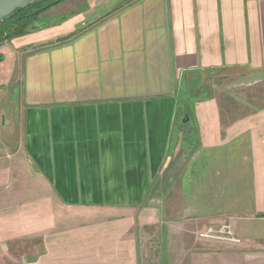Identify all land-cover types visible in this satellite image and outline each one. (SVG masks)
Wrapping results in <instances>:
<instances>
[{
	"label": "crops",
	"instance_id": "obj_1",
	"mask_svg": "<svg viewBox=\"0 0 264 264\" xmlns=\"http://www.w3.org/2000/svg\"><path fill=\"white\" fill-rule=\"evenodd\" d=\"M42 16L0 45V264H264V0Z\"/></svg>",
	"mask_w": 264,
	"mask_h": 264
},
{
	"label": "trees",
	"instance_id": "obj_2",
	"mask_svg": "<svg viewBox=\"0 0 264 264\" xmlns=\"http://www.w3.org/2000/svg\"><path fill=\"white\" fill-rule=\"evenodd\" d=\"M68 0H36L31 6L19 9L0 23V45L31 33L38 19Z\"/></svg>",
	"mask_w": 264,
	"mask_h": 264
},
{
	"label": "rangeland",
	"instance_id": "obj_3",
	"mask_svg": "<svg viewBox=\"0 0 264 264\" xmlns=\"http://www.w3.org/2000/svg\"><path fill=\"white\" fill-rule=\"evenodd\" d=\"M44 20H47V19H46V17L44 18V16H42L41 21L40 22L37 21L36 25L40 24L41 22L45 23L46 21H44ZM7 64H8V62H7ZM212 82H213V80L209 84L211 85ZM214 85H216V91L219 94V96L221 94V96L224 95V97L229 98L230 94H232V95H234L235 99L237 98L236 99L237 101L239 99L240 101H242V102H240L241 104L248 107L247 109L243 108V110L249 111L248 113L255 111V108L257 107V98L260 97V96L258 97V93L256 91L255 86H248L246 84L242 85V82H231L230 83L229 81L225 82V83H223L221 81H217V82L214 81ZM9 90H10L9 85H6L3 77H0V101H2L1 100L2 98H3V102L6 100L4 98V95L8 94L7 91H9ZM10 91H11V95L15 96V94L13 93V90H10ZM225 92H229V93H225ZM17 95H18V93H17ZM0 103H2V102H0ZM247 103H248V105H246ZM1 107H3V104L0 105V109H2ZM2 118H3V115L0 117V120H2Z\"/></svg>",
	"mask_w": 264,
	"mask_h": 264
},
{
	"label": "built area",
	"instance_id": "obj_4",
	"mask_svg": "<svg viewBox=\"0 0 264 264\" xmlns=\"http://www.w3.org/2000/svg\"><path fill=\"white\" fill-rule=\"evenodd\" d=\"M201 236L204 238H211L227 242H239V239L231 228L230 222L225 223L219 229L210 228Z\"/></svg>",
	"mask_w": 264,
	"mask_h": 264
},
{
	"label": "water",
	"instance_id": "obj_5",
	"mask_svg": "<svg viewBox=\"0 0 264 264\" xmlns=\"http://www.w3.org/2000/svg\"><path fill=\"white\" fill-rule=\"evenodd\" d=\"M35 1L36 0H0V23L17 10L28 8Z\"/></svg>",
	"mask_w": 264,
	"mask_h": 264
}]
</instances>
